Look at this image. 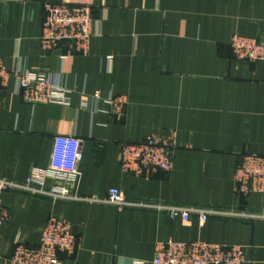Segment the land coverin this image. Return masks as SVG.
Returning a JSON list of instances; mask_svg holds the SVG:
<instances>
[{
	"label": "crops",
	"instance_id": "obj_1",
	"mask_svg": "<svg viewBox=\"0 0 264 264\" xmlns=\"http://www.w3.org/2000/svg\"><path fill=\"white\" fill-rule=\"evenodd\" d=\"M91 5L99 23L84 53L66 44L43 51L44 5ZM234 35L264 42V0H0V175L26 179L50 165L57 135L82 140L73 192L105 197L264 212V193L240 196L235 173L244 154L264 156V59L238 60ZM48 75L68 104L29 103L16 74ZM100 99H95V93ZM125 96L121 119L111 97ZM177 134L174 165L150 179L122 169V143ZM53 184L52 180L48 185ZM10 219L0 235V264L16 242L38 245L51 218L77 239L60 264H153L161 241H206L245 247L264 264V219L211 216L188 222L146 207L52 200L5 192Z\"/></svg>",
	"mask_w": 264,
	"mask_h": 264
},
{
	"label": "built area",
	"instance_id": "obj_2",
	"mask_svg": "<svg viewBox=\"0 0 264 264\" xmlns=\"http://www.w3.org/2000/svg\"><path fill=\"white\" fill-rule=\"evenodd\" d=\"M44 21L41 47L51 52L62 44L69 46L68 53H84L89 49L96 33L99 19L91 5H73L65 2H48L44 5ZM231 47L238 60L257 62L264 59V42L256 38L234 35ZM9 73L0 57V83L5 86ZM23 99L29 103L68 104L66 88L55 83L48 75L16 74ZM95 99H100L97 92ZM110 113L117 119L124 117L128 100L125 96L111 97ZM177 134H154L140 142L122 143V169L124 172L150 179L159 171L170 172L174 165ZM82 140L75 135H57L50 165L36 169L24 180L10 179L0 175V235L10 214L3 204L5 192H22L52 200H81L90 203H109L124 208L146 207L166 212L171 217H182L185 222L197 215L201 221L211 216L264 219L263 213H246L239 210L184 206L128 200L118 188H111L107 196H82L73 192L80 171ZM52 180L53 184L48 185ZM236 191L240 196L252 192L264 193V156L244 154L235 173ZM77 239L70 223L56 218L49 219L38 245L16 242L9 258L10 264H60L61 255L72 256ZM246 262L245 247L238 244L223 245L206 241H161L156 244L153 264H243Z\"/></svg>",
	"mask_w": 264,
	"mask_h": 264
},
{
	"label": "rangeland",
	"instance_id": "obj_3",
	"mask_svg": "<svg viewBox=\"0 0 264 264\" xmlns=\"http://www.w3.org/2000/svg\"><path fill=\"white\" fill-rule=\"evenodd\" d=\"M208 208V207H207ZM242 212H246V213H263V212H254V211H243Z\"/></svg>",
	"mask_w": 264,
	"mask_h": 264
}]
</instances>
